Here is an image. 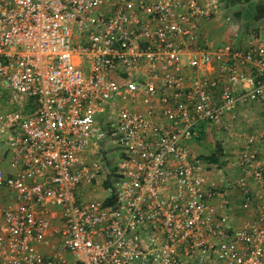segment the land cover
<instances>
[{"label":"built area","instance_id":"2783aa9c","mask_svg":"<svg viewBox=\"0 0 264 264\" xmlns=\"http://www.w3.org/2000/svg\"><path fill=\"white\" fill-rule=\"evenodd\" d=\"M217 6L0 0V85L34 105L5 114L21 170L0 169L13 194L0 264H264V124L242 139L245 178L227 183L248 213L237 225L190 143L264 99V37L208 48L201 25ZM111 132L116 200L82 201L101 176L88 154Z\"/></svg>","mask_w":264,"mask_h":264},{"label":"rangeland","instance_id":"374dc122","mask_svg":"<svg viewBox=\"0 0 264 264\" xmlns=\"http://www.w3.org/2000/svg\"><path fill=\"white\" fill-rule=\"evenodd\" d=\"M250 5H235L229 0H218L216 12L211 19V26L218 24L213 32L208 31L207 35L203 34L207 47L210 49H217L226 42L235 41L242 44V41L254 36L264 37V21L253 20V11L255 10V0H252ZM254 8V9H253ZM242 11L243 16L236 17V13ZM210 76H216V72H211ZM9 99L12 97L9 95ZM8 101L10 102V100ZM15 103V102H14ZM13 103V104H14ZM6 103H3L4 105ZM15 105V104H14ZM6 106V105H5ZM17 112V111H11ZM4 116L0 120V141L1 143H9L14 135V132L6 126ZM207 123V122H206ZM229 123V130L216 127L214 124H206V134L204 138L200 139L197 136L193 138L190 143L194 153L199 155H208L215 149L216 143L220 142L224 150V156L220 163L210 164L207 169V179L215 182L218 192L221 193L219 197L223 199H231V215L224 213L229 217L230 223L237 225L240 223L239 216L245 215L240 205V196L238 190L235 189V194L230 198L227 197L225 188L227 183L231 180L237 179L242 175V171L237 164L239 154L242 150V139L245 135L252 133L255 129L260 128L264 124V99L253 102L251 104L241 105L235 113L232 114ZM116 139L115 133H110L103 142L96 145L88 154L89 163L97 166L100 169L101 176L97 183L85 186L89 189V195H82L79 197L82 201H100L105 200L110 196V190L105 186V180L116 172L118 164L121 159V149L114 142ZM261 149V148H260ZM116 179L114 180V183ZM226 184V185H225ZM225 185V186H224ZM94 189V190H93ZM234 189V188H232ZM80 191V189H79ZM243 221V219L241 220Z\"/></svg>","mask_w":264,"mask_h":264},{"label":"crops","instance_id":"0c3cea01","mask_svg":"<svg viewBox=\"0 0 264 264\" xmlns=\"http://www.w3.org/2000/svg\"><path fill=\"white\" fill-rule=\"evenodd\" d=\"M211 21L212 20L210 19V20L202 22L201 30H200L202 35L204 33H205V35H207L208 31H209V33L213 32L215 27L219 26L218 24L211 26ZM244 42H245V40L242 41V44ZM9 95L11 96L10 92L7 89H4V87L2 85H0V120L2 119L3 116L5 118V114L7 112L17 111V113H19V112H27V111L33 109L34 105H33L32 99H30V100L25 99L24 102H22L21 104H17V103L13 102L15 104L14 105L12 103V101L9 99ZM8 99L10 100V102L8 101ZM3 103H6V104L2 105ZM0 169L4 170L9 175H14L21 170V165L19 163H17V161L15 160V156H14L13 152L11 151V149L9 148V143H4V142L1 143V141H0ZM240 169H241L242 175H243L240 178H245L244 177L245 176L244 170L241 167H240ZM248 180L252 185V180L251 179H248ZM209 182L213 183L216 186L215 182H213V181H209ZM85 186H88V185H83L82 187H80V191H79V193L81 192L83 196L89 195V194H87L89 189L85 188ZM225 190L230 191L228 193L226 192L227 197L230 196V198H231L233 196V194H235L234 193L235 189L229 188L228 186L225 188ZM236 190H238V189H236ZM238 192H239V190H238ZM240 200H241V197H240ZM11 201H13V194L10 191H8L7 189L0 188V217L2 216V213L5 209V207ZM217 203H218L219 210L222 214L228 213V215H229V213H230V215H231V209H232L231 199H229V200L223 199L222 200V197L218 196ZM239 207L241 208V202H240ZM244 213H245V215L239 216L238 222L240 221V223H242L241 220L242 219L245 220V218L248 216V213H246V212H244Z\"/></svg>","mask_w":264,"mask_h":264},{"label":"trees","instance_id":"16d2710c","mask_svg":"<svg viewBox=\"0 0 264 264\" xmlns=\"http://www.w3.org/2000/svg\"><path fill=\"white\" fill-rule=\"evenodd\" d=\"M252 0H229L230 3H233L235 5H250V8L252 6L251 2ZM255 10L253 11V20L255 21H264V0H255ZM254 9V8H253ZM243 16L242 11H238L236 13V17L240 18ZM206 123H202L199 126V133L197 135L198 138L202 139L204 138L206 134ZM224 156V150L222 147V144L220 142L216 143L215 149L212 153L208 155H201V157L208 163V164H214V163H220L221 158ZM116 178V173H113L111 176H109L105 180V186L107 189L110 190V196L105 199L106 204H112L115 202V184L114 180Z\"/></svg>","mask_w":264,"mask_h":264}]
</instances>
